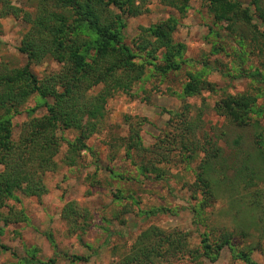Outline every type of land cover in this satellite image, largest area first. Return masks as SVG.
Wrapping results in <instances>:
<instances>
[{"label":"rangeland","instance_id":"rangeland-1","mask_svg":"<svg viewBox=\"0 0 264 264\" xmlns=\"http://www.w3.org/2000/svg\"><path fill=\"white\" fill-rule=\"evenodd\" d=\"M11 1L22 11H32L36 3ZM239 1L250 6L252 23L264 31L251 0ZM146 6L148 10L141 15L127 17L125 42L135 52L132 40L138 26L175 14L174 9L158 0H147ZM27 27L20 15L0 18V62L8 66L25 62L17 47ZM238 34L245 36L242 45ZM251 36L244 27L230 34L223 23L214 22L204 0H189L173 33L176 41L186 45L181 67L163 74L146 65L142 79L130 93H116L108 98L103 125L86 141L89 149L81 152L75 165L67 166L61 161L66 150V143L61 142L56 156L58 168L43 177L47 192L40 197L17 192L18 200L7 201L14 209L23 210L26 220L4 226L0 233V264H121L137 236L151 226L166 233H184L187 241L182 250L148 264H246L232 254L230 247L247 252L257 264H264V222L259 218L264 219V212L247 207L251 196L264 189V47L260 50L254 46ZM258 44L262 46V41ZM154 62L162 63L159 57ZM57 68L56 62L47 59L32 70L41 76ZM188 73L199 75L211 87L202 86L183 95ZM226 95L238 96L245 103V109L240 111L244 124H233L215 112L214 105ZM45 100L50 102L51 98ZM185 104L191 106V115L196 114V108L202 110L196 139H206L203 146L207 152L214 142L221 148L210 172L217 185L210 195L206 194L207 199L194 185L195 170L203 161L204 151L199 149L194 157L181 161L176 156L178 145L171 139L182 126L180 117L170 112L180 113ZM30 108L32 115L45 113L44 99L32 95L20 113L12 117L13 139ZM139 120L141 142L153 151L146 158L155 159L152 154L161 157L169 151L165 154L169 161L156 164L158 171L141 170V158L135 152L133 157L127 155L128 121ZM59 134L72 140L76 130ZM261 148L263 155L259 158ZM255 163L263 168L256 175L251 172ZM223 178H228L227 182ZM231 183L230 191L227 184ZM200 200L206 202L203 208ZM69 201L80 209L79 215L71 216L77 227L72 220L61 217V209ZM158 208L162 210L155 212ZM82 224H86L84 230L79 229ZM227 232L229 244L222 247L215 261H209L203 254V234L215 243Z\"/></svg>","mask_w":264,"mask_h":264},{"label":"trees","instance_id":"trees-1","mask_svg":"<svg viewBox=\"0 0 264 264\" xmlns=\"http://www.w3.org/2000/svg\"><path fill=\"white\" fill-rule=\"evenodd\" d=\"M158 1L174 9L175 14L148 26H138L132 40L135 52L125 42L127 17L146 12L147 0H36L32 11H22L11 0H0V18L20 15L28 25L17 47L25 62L20 66L0 62V233L4 226L26 220L23 210L7 204L9 199H19L17 192L35 197L47 192L43 177L46 172H54L58 168L56 156L62 141L66 143V150L61 161L67 166L75 165L81 152L89 149L86 141L102 127L108 98L116 93H130L142 79L146 65H152L163 74L181 67L185 61L183 53L186 45L176 41L173 33L189 7V0ZM204 2L215 23H223L230 34L239 27L247 28L252 35V44L260 50L264 47V31L258 28V24L252 23L254 17L250 6H244L239 0ZM250 4L264 24L262 0H251ZM238 35V42L242 45L245 36ZM258 41H262V46ZM158 57L161 64L154 62ZM47 59L56 62L58 68L38 76L32 67ZM188 76L183 95L192 94L202 86L211 87L210 82L201 81L195 73H188ZM96 87L97 91L91 93ZM34 94L44 99L46 111L35 116L31 114L32 108L27 109L28 117L20 124L17 138L13 139L12 117L20 113L21 107ZM47 98L51 101L47 102ZM245 107L240 97L226 95L216 102L214 110L233 124H244L240 111ZM190 108L185 104L180 113L170 112L180 117L182 126V130L179 129L176 136L170 138L174 145H178L176 156L181 161L194 157L199 149L204 151L203 161L195 170L194 185L207 199L206 194H211L215 184L210 174L211 164L220 157L221 148L214 142L210 152H207L203 146L206 139L204 142L196 139L195 131L200 126L202 110L196 108V114L191 115ZM140 124L141 120L137 123L128 121L127 155L133 157L135 152L141 158L138 165L141 170L158 171L156 164L169 161L165 156L169 151L161 157L152 154L156 160L146 158L147 153L153 151L141 142ZM68 129L76 130L72 140L59 134ZM262 155L263 149L258 157ZM255 165L257 169L253 168L251 172L256 175L263 168L258 163ZM227 180L223 178V181ZM227 185L231 191L232 183ZM263 190H257L250 198V206H247L257 213L264 212ZM205 203V200H200V207L206 206ZM74 204L73 201L66 202L61 209V217L66 221L72 220L77 227L71 216L79 215L80 209ZM161 210L158 208L155 212ZM259 218L264 222L263 218ZM85 227L86 224H82L79 229L84 230ZM154 238L158 240L154 241ZM186 241L184 233H166L157 226H151L137 236L129 253L122 257L121 264H148L156 258L182 250ZM229 242L228 232L223 233L215 243L203 234V254L209 261H215L222 247ZM230 249L244 263L257 264L247 252L236 251L233 247Z\"/></svg>","mask_w":264,"mask_h":264}]
</instances>
